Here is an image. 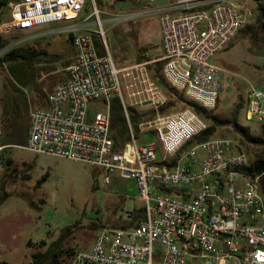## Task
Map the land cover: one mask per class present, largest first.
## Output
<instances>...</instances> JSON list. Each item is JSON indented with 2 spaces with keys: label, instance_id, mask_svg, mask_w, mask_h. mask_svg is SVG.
<instances>
[{
  "label": "built area",
  "instance_id": "built-area-1",
  "mask_svg": "<svg viewBox=\"0 0 264 264\" xmlns=\"http://www.w3.org/2000/svg\"><path fill=\"white\" fill-rule=\"evenodd\" d=\"M87 1L9 0L11 18L0 30L77 20ZM165 1L157 14L161 53L151 60L120 67L102 28L96 32L101 46L92 32L68 29L74 52L66 78L46 94V105L30 111L22 147L94 165L105 182L113 171L136 182L142 217L128 227L98 229L91 247L78 251L71 264H264V172L251 177L242 171L248 155L232 137L185 149L208 124L190 108L161 114L168 98L151 69L161 61V75L171 86L215 109L222 82L213 57L237 34L246 14L231 0ZM92 4L88 17L96 15L100 24L96 0ZM248 85L245 116L264 119V87ZM113 97L130 135L120 150L110 134ZM90 101H101L105 109L91 114ZM130 108L141 113L137 127L153 132L157 144H137ZM1 136L0 130V150ZM122 218L131 221L133 211L124 210Z\"/></svg>",
  "mask_w": 264,
  "mask_h": 264
},
{
  "label": "rangeland",
  "instance_id": "rangeland-1",
  "mask_svg": "<svg viewBox=\"0 0 264 264\" xmlns=\"http://www.w3.org/2000/svg\"><path fill=\"white\" fill-rule=\"evenodd\" d=\"M231 1L246 14L241 29L254 21L256 3H264V0ZM8 2L0 0V26L11 18ZM166 4L165 0L151 3L116 0L112 4L96 0L100 25L96 15L88 17L93 11L92 0H88L77 20L10 32L0 30L5 40L0 56L12 47H19L30 56L0 63V115L10 129L6 133L2 131L1 144L11 142L3 148L5 151L0 150V260L29 264L32 253L39 252L47 253L44 264H71L78 251L91 247L98 229L121 227L123 222L124 227L134 224L122 218L124 210L135 213L141 206L133 179L113 171L105 182L101 169L94 165L32 152L10 139L17 137L21 144L25 143L30 111L43 105L46 94L64 78L73 55L68 36L73 32L69 28L81 31L87 28L90 32L102 28L109 51L120 67L151 60L161 53L157 14ZM47 29L50 30L45 31ZM213 62L221 68L222 89L211 111L221 118L231 119L236 114L237 122L246 127L251 136L262 139L264 119H247L245 110L248 84L264 87V42L255 48L239 30L224 49L216 53ZM88 108L93 114L103 111L105 105L101 101H90ZM177 109H181V103L174 110ZM202 118L207 124L211 123ZM134 132L138 145L157 144L153 132H142L139 127L134 128ZM223 136L235 139L238 149L243 150L249 160L264 153V144L242 142L230 126L216 127L212 137ZM162 156L159 150L158 157ZM26 239L27 247L24 246Z\"/></svg>",
  "mask_w": 264,
  "mask_h": 264
},
{
  "label": "trees",
  "instance_id": "trees-1",
  "mask_svg": "<svg viewBox=\"0 0 264 264\" xmlns=\"http://www.w3.org/2000/svg\"><path fill=\"white\" fill-rule=\"evenodd\" d=\"M255 10V17L254 21L250 24L246 25L242 29L240 28V33L242 36L247 37L253 47L259 46L261 43L264 42V3L261 1L256 3ZM93 35L96 38V42L98 45L101 46V39L98 36L96 32H92ZM69 38L72 39L73 34L69 33ZM5 40L0 35V48L4 46ZM30 56L27 55V53H24L23 49H20L19 47H12L9 49V51H6L2 56H0V63L12 60L16 58H24L27 59ZM161 67L162 62H156L154 65H152V74L155 80L158 82L162 90L167 95V103L165 106H163L160 109V113L164 114L168 111L174 110L178 103H181V108H190L194 112H196L198 115L208 119L211 123L208 124L205 130L195 135L191 140L187 142L188 145L192 144H199L202 143L210 138H212L213 134L216 132V127L218 126H230L232 129L237 132L240 136V139L244 143H250V144H264V125L263 129L261 130L263 134V138L259 137H253L250 135L249 131L246 127L241 126L236 119V114L233 115V117L230 118H221L219 115L213 113L211 110H207L203 107H201L199 104H197L195 101L189 99L183 91L176 89L175 87H172L168 84V82L163 78L161 75ZM239 105V104H238ZM110 114H111V137L114 142V149L120 150L124 147V145L130 141V135L127 128L126 119L123 115L122 108L119 102V99L117 97H113L110 104ZM130 119L132 122L133 128L137 129V123L141 119V113L135 109L130 108ZM27 134V132H26ZM13 141L14 144H21L19 142L17 137H12L10 141ZM22 140V139H21ZM6 143H11L6 142ZM5 144V143H4ZM5 148V147H4ZM242 171L251 176L254 177L258 174H261L264 172V153L258 154L253 160H249L248 165L244 166L242 168ZM260 188L264 195V173L260 179ZM173 189H168L167 192H172ZM142 205L139 206V208L135 209V213H133L132 221L135 223L142 217ZM126 226L124 222L121 224V227ZM131 226V225H130ZM47 253H39L34 252L32 253V260L29 264H44V260L46 258ZM0 264H12L5 260H0Z\"/></svg>",
  "mask_w": 264,
  "mask_h": 264
},
{
  "label": "crops",
  "instance_id": "crops-1",
  "mask_svg": "<svg viewBox=\"0 0 264 264\" xmlns=\"http://www.w3.org/2000/svg\"><path fill=\"white\" fill-rule=\"evenodd\" d=\"M50 29H52V28H50ZM50 29H47V30H45V31H49ZM83 30H84V31H81V29H79V30H77V32H85V31H89L87 28H83ZM72 47H73V46H72ZM73 52H74V50H73ZM65 78H66V73H65V76H64V78H63L62 80H64ZM62 80H61V81H62ZM61 81H60V82H61ZM58 83H59V82H58ZM58 83H57V84H58ZM53 88H54V87H53ZM53 88H52V89H53ZM52 89H51V90H52ZM51 90H50V91H51ZM44 105H46V100H45L44 104L41 105V106H44ZM0 127H1V128H0V129H1V132L3 131V133L9 132V130H10V129H8V127H7L6 119H4V117H2L1 115H0ZM8 145H9V144L6 143V144H5V147L8 146ZM6 148H7V147H6ZM1 151H5V149H2ZM24 246L27 247V239H26L25 242H24ZM5 261H6V260H5Z\"/></svg>",
  "mask_w": 264,
  "mask_h": 264
}]
</instances>
